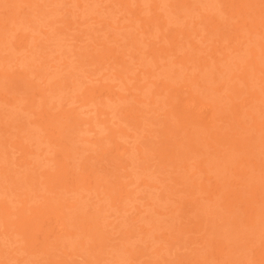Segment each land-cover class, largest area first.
Returning a JSON list of instances; mask_svg holds the SVG:
<instances>
[{
    "label": "rangeland",
    "instance_id": "1",
    "mask_svg": "<svg viewBox=\"0 0 264 264\" xmlns=\"http://www.w3.org/2000/svg\"><path fill=\"white\" fill-rule=\"evenodd\" d=\"M0 264H264V0H0Z\"/></svg>",
    "mask_w": 264,
    "mask_h": 264
}]
</instances>
